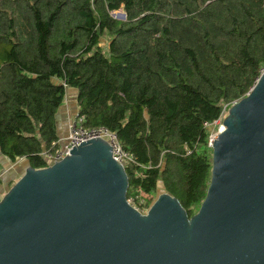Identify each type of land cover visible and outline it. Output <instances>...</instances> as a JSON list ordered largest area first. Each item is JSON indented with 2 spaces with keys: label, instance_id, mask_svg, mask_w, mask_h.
Returning a JSON list of instances; mask_svg holds the SVG:
<instances>
[{
  "label": "trees",
  "instance_id": "16d2710c",
  "mask_svg": "<svg viewBox=\"0 0 264 264\" xmlns=\"http://www.w3.org/2000/svg\"><path fill=\"white\" fill-rule=\"evenodd\" d=\"M263 68L264 0H0V156L47 167L70 89L82 128L124 153L126 199L145 209L162 186L191 217L213 123Z\"/></svg>",
  "mask_w": 264,
  "mask_h": 264
},
{
  "label": "water",
  "instance_id": "95a60500",
  "mask_svg": "<svg viewBox=\"0 0 264 264\" xmlns=\"http://www.w3.org/2000/svg\"><path fill=\"white\" fill-rule=\"evenodd\" d=\"M221 124L191 217L162 186L145 214L132 208L102 138L42 169L25 163L0 198V264H264V70Z\"/></svg>",
  "mask_w": 264,
  "mask_h": 264
},
{
  "label": "built area",
  "instance_id": "2783aa9c",
  "mask_svg": "<svg viewBox=\"0 0 264 264\" xmlns=\"http://www.w3.org/2000/svg\"><path fill=\"white\" fill-rule=\"evenodd\" d=\"M81 123H82V119L77 118V115L69 119L68 125H67L66 137L59 140L58 148L51 155H45L44 160L48 163H54V162L60 161L66 155L69 154L68 151H70L72 147H74L75 145H78L79 143L86 141L88 139L102 138L106 142H108V144L112 147L113 158L123 166V164L126 162L125 160L126 158H125L124 153L117 146L114 135H112L106 129H103V128L89 130V131L85 130L82 128ZM220 124H221L220 120L213 123L214 126L220 125ZM212 141H213V137L212 135H210L208 138L209 147L211 146ZM113 143L116 144V150H114L113 148ZM127 202L132 208H134L141 214H145L148 208L150 207L149 206L145 209L144 208L141 209L138 206L134 205L133 200L129 199L127 200Z\"/></svg>",
  "mask_w": 264,
  "mask_h": 264
},
{
  "label": "rangeland",
  "instance_id": "374dc122",
  "mask_svg": "<svg viewBox=\"0 0 264 264\" xmlns=\"http://www.w3.org/2000/svg\"><path fill=\"white\" fill-rule=\"evenodd\" d=\"M120 13H121L120 11L114 12L112 16L114 18H116L117 15ZM104 44H105V41L101 40V45L104 46ZM65 94L66 95H65L64 102H63L62 106L59 108V111L57 113V123H58L59 131L60 132L63 131V133L65 131V135H67L68 121H69V119L74 117V115L76 114V111H74V109H75V106H74L75 105V98H74L75 91L70 90V89H66ZM221 127H222V124L216 125L214 128H212L213 131H211L210 135H212L213 140H214V137L216 136L217 131ZM113 148H114V150H116V144L115 143H113ZM25 163L26 162H24L23 160H18L15 163L9 162L6 164H4L3 162H0V178H1L0 198L4 195L5 191L9 187H11L13 185V183H15L18 180V178L20 177V175L24 171V168L26 165ZM8 185H10V186H8ZM160 192H161V188L158 187L156 197L159 195ZM156 197H155V199H156Z\"/></svg>",
  "mask_w": 264,
  "mask_h": 264
},
{
  "label": "crops",
  "instance_id": "0c3cea01",
  "mask_svg": "<svg viewBox=\"0 0 264 264\" xmlns=\"http://www.w3.org/2000/svg\"><path fill=\"white\" fill-rule=\"evenodd\" d=\"M74 111H76V107H75ZM74 116H76V114ZM65 137H66V135H64L62 138H65ZM0 162H3L4 164L9 163L6 158L1 157V156H0Z\"/></svg>",
  "mask_w": 264,
  "mask_h": 264
}]
</instances>
